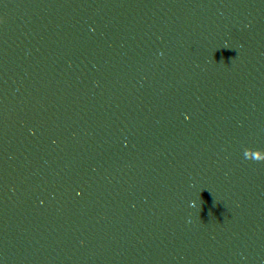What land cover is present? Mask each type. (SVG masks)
Wrapping results in <instances>:
<instances>
[{
	"label": "water",
	"instance_id": "1",
	"mask_svg": "<svg viewBox=\"0 0 264 264\" xmlns=\"http://www.w3.org/2000/svg\"><path fill=\"white\" fill-rule=\"evenodd\" d=\"M0 264H264V0H0Z\"/></svg>",
	"mask_w": 264,
	"mask_h": 264
}]
</instances>
